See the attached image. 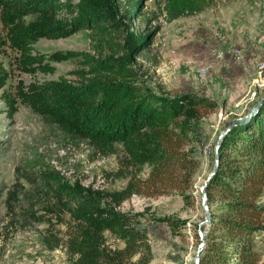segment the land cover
Listing matches in <instances>:
<instances>
[{"label": "rangeland", "instance_id": "rangeland-1", "mask_svg": "<svg viewBox=\"0 0 264 264\" xmlns=\"http://www.w3.org/2000/svg\"><path fill=\"white\" fill-rule=\"evenodd\" d=\"M164 4L112 0L120 29L106 39L86 29L64 38L39 39L30 54L43 58L42 67L52 71L23 64L8 40L0 10V76L5 80L0 88V264H69L64 247L51 250L45 243L48 233L65 239V226L57 218H69L55 207L43 172L61 184L110 192L122 190L128 182L123 176L136 172L124 168L120 146L102 151L43 120L16 98L17 90L29 84L62 78L80 85L91 78L80 54L110 63L125 73L120 77L123 84L159 99L191 96L215 104L187 145L197 164L190 188L156 197L132 195L117 208L142 214L150 264H195L198 225L204 219L199 190L213 169L218 135L264 98V0H211L203 11L171 21ZM72 18L65 9L56 15L67 24ZM58 52L79 55L61 62L49 58ZM5 96L15 100L13 108ZM147 174L144 168L139 177ZM106 236L109 244L122 246ZM257 248L259 264H264V234Z\"/></svg>", "mask_w": 264, "mask_h": 264}, {"label": "trees", "instance_id": "trees-1", "mask_svg": "<svg viewBox=\"0 0 264 264\" xmlns=\"http://www.w3.org/2000/svg\"><path fill=\"white\" fill-rule=\"evenodd\" d=\"M211 0H165L168 20L197 14ZM65 9L73 18L56 19ZM1 21L10 44L23 64L43 71V58L32 56L39 39H59L80 30H94L101 39L120 29L112 0H0ZM33 16L26 23L24 19ZM105 41V40H104ZM79 54L61 52L49 58L66 61ZM93 74L80 85L64 79L17 90V99L43 120L83 139L102 151L120 146L125 169H135L120 191H103L79 183L61 184L43 172L65 226V239L48 233L46 246L64 247L69 264H150L152 251L141 213L117 208L132 195L156 197L190 188L196 160L187 145L205 114L214 109L208 100L180 96L159 99L120 81L124 72L80 54ZM5 80L0 76V88ZM13 108L14 99L5 96ZM215 174L206 188L210 223L198 264H259L258 238L264 234V104L246 123L232 127L218 148ZM148 169L145 179L139 173ZM166 221V220H165ZM201 227V230H204ZM107 234L121 247L108 243ZM199 238V236H197Z\"/></svg>", "mask_w": 264, "mask_h": 264}, {"label": "water", "instance_id": "water-1", "mask_svg": "<svg viewBox=\"0 0 264 264\" xmlns=\"http://www.w3.org/2000/svg\"><path fill=\"white\" fill-rule=\"evenodd\" d=\"M264 104V98L260 100V102H258L257 104H255L247 113L246 116L242 117V118H238V119H234L230 122V124L228 125V127L221 132L218 135L217 141L215 143V147H214V155H215V159H214V166L212 171L210 172V174L208 175L206 181L202 184V186L200 187V193L202 196V205H203V209H204V219L203 221H201L198 225V236L200 239V244L196 250V254H195V264H198L200 261V255H201V251L203 249L204 246V233L206 231L207 226L210 223V215H209V211H208V206H207V202H206V193H205V188L210 180V178L215 174L216 170H217V164H218V148L220 146L221 140L223 139V137L229 132V130L236 126V125H240V124H244L246 123L254 114H256L259 110V108ZM205 226L204 230H201V227Z\"/></svg>", "mask_w": 264, "mask_h": 264}]
</instances>
